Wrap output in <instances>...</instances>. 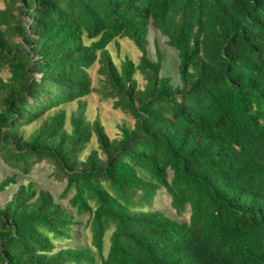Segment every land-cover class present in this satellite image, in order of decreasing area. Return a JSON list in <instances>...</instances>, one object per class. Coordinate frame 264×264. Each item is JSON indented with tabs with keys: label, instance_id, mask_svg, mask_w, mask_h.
Wrapping results in <instances>:
<instances>
[{
	"label": "trees",
	"instance_id": "obj_1",
	"mask_svg": "<svg viewBox=\"0 0 264 264\" xmlns=\"http://www.w3.org/2000/svg\"><path fill=\"white\" fill-rule=\"evenodd\" d=\"M0 1V161L15 169L0 191L16 184L0 264H264V0ZM149 24L177 52L176 84L161 51L148 55ZM116 38L136 63H114ZM94 62L103 97L133 118L116 138L85 117ZM74 100L68 128L60 109L19 134ZM42 160L64 183L57 198L18 181ZM162 189L188 220L153 208ZM82 214L95 254L57 244Z\"/></svg>",
	"mask_w": 264,
	"mask_h": 264
},
{
	"label": "rangeland",
	"instance_id": "obj_2",
	"mask_svg": "<svg viewBox=\"0 0 264 264\" xmlns=\"http://www.w3.org/2000/svg\"><path fill=\"white\" fill-rule=\"evenodd\" d=\"M3 7V3L0 1V8ZM148 55L151 59H155V51L158 48L163 54L161 74L170 76L173 84L179 82V76L177 72L178 57L176 50L165 42V37L159 33V31L152 25L149 24L148 28ZM107 49L114 61L119 67L121 62L126 58L132 60L134 63L138 61L140 52L134 46V44L128 38H116L112 40L108 45ZM98 62H94L88 69V73L91 78V86L94 87L88 95L82 98V102H85L84 113L87 120H93L97 118L103 125L105 132L111 137L116 138L119 135V128L122 125L133 124V118L123 113L119 109H114L110 99H105L99 91V74L97 72ZM5 77L4 73L0 74ZM138 85L141 87L144 84L142 77L135 73ZM79 108L78 101L74 100L71 102H65L57 107L50 108L43 112L38 119L30 124L22 125L19 127V134L24 137H28L31 134L37 132L42 124H44L45 118L52 114L56 110L63 109L66 116V125L69 127V118L72 114L77 112ZM90 144L95 146L94 139L90 141ZM89 144V145H90ZM15 172V169L9 167L6 163L0 161V180L5 176H8ZM170 174H168L169 177ZM26 180H32L38 187L48 190L54 198H57L61 190L63 189L64 183L55 179L52 175V166L42 160L35 163L31 171L26 175H20L18 181L25 182ZM16 184L11 183L4 190L0 191V206L10 199L12 192L15 190ZM169 196L162 189L158 192L153 208L161 210L167 216L176 220H188V209L182 214H177L169 204ZM63 205H67L66 199L60 200ZM77 223L72 225L73 238L66 239L57 244H64L70 246H91L92 251L96 252L94 246L91 244V230L85 225L87 214H82L75 217ZM109 231L103 238V254H106L108 248V236Z\"/></svg>",
	"mask_w": 264,
	"mask_h": 264
}]
</instances>
